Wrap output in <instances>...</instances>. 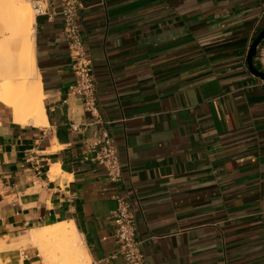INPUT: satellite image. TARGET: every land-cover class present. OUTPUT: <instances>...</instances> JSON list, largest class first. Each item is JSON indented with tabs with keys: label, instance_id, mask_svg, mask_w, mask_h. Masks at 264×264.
Segmentation results:
<instances>
[{
	"label": "crops",
	"instance_id": "crops-1",
	"mask_svg": "<svg viewBox=\"0 0 264 264\" xmlns=\"http://www.w3.org/2000/svg\"><path fill=\"white\" fill-rule=\"evenodd\" d=\"M30 1L43 6L34 38L48 124L15 122L0 102V238L72 221L91 264H124L111 216L121 194L149 264H264V80L247 61L264 0H84L119 181L88 158L103 124L69 92L61 0ZM20 246L0 264H44Z\"/></svg>",
	"mask_w": 264,
	"mask_h": 264
},
{
	"label": "bare ground",
	"instance_id": "bare-ground-1",
	"mask_svg": "<svg viewBox=\"0 0 264 264\" xmlns=\"http://www.w3.org/2000/svg\"><path fill=\"white\" fill-rule=\"evenodd\" d=\"M1 8L0 102L13 110L15 122L47 125L45 92L35 56L36 2L33 5L30 0H0ZM8 16L15 19L9 27ZM7 33L10 35L6 36ZM60 173V164L52 163L50 177L55 178ZM19 245L36 247L44 264H91L81 235L72 221L34 228L28 239L18 243L0 238V251Z\"/></svg>",
	"mask_w": 264,
	"mask_h": 264
},
{
	"label": "built area",
	"instance_id": "built-area-1",
	"mask_svg": "<svg viewBox=\"0 0 264 264\" xmlns=\"http://www.w3.org/2000/svg\"><path fill=\"white\" fill-rule=\"evenodd\" d=\"M36 7L37 12L41 11L42 3L36 1ZM85 8L84 0H61L60 13L64 17L63 32L75 74L69 92L82 100L85 109L93 117L92 123L103 124L86 141L90 152L88 158L103 165L110 180L119 181L122 179L119 149L110 126L111 121L103 119L100 113L93 56L82 28V11ZM250 44L251 42L248 48ZM255 56L259 69L264 71V39L258 44ZM115 196L118 204L112 210L111 216L116 224L115 237L124 264H149L142 247V240L137 237V220L132 203L125 195Z\"/></svg>",
	"mask_w": 264,
	"mask_h": 264
},
{
	"label": "water",
	"instance_id": "water-1",
	"mask_svg": "<svg viewBox=\"0 0 264 264\" xmlns=\"http://www.w3.org/2000/svg\"><path fill=\"white\" fill-rule=\"evenodd\" d=\"M263 39H264V27L257 33L255 38L251 42L247 53V61H248L249 69L251 70L252 73H254L255 75H257L262 79H264V71L259 69L257 66H255L254 57L257 52V46Z\"/></svg>",
	"mask_w": 264,
	"mask_h": 264
},
{
	"label": "rangeland",
	"instance_id": "rangeland-1",
	"mask_svg": "<svg viewBox=\"0 0 264 264\" xmlns=\"http://www.w3.org/2000/svg\"><path fill=\"white\" fill-rule=\"evenodd\" d=\"M32 4L34 5V2H32ZM0 10H2V8L0 9ZM6 16V15H5ZM15 21V19L13 18V17H11V16H8L7 17V27H9L10 26V23H13ZM5 24V23H4ZM2 27L0 26V29H1ZM3 30V28L0 30V33H1V31ZM10 34L9 33H7L6 34V36H9ZM0 37H1V35H0ZM22 246H25V245H22ZM26 246H31V245H26ZM42 257V256H41Z\"/></svg>",
	"mask_w": 264,
	"mask_h": 264
}]
</instances>
